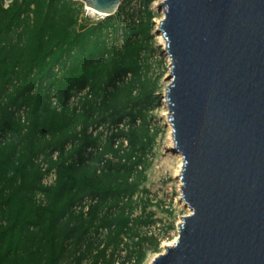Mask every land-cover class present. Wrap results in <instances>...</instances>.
<instances>
[{"label": "trees", "instance_id": "obj_1", "mask_svg": "<svg viewBox=\"0 0 264 264\" xmlns=\"http://www.w3.org/2000/svg\"><path fill=\"white\" fill-rule=\"evenodd\" d=\"M153 1L93 19L74 0H0V264H114L120 251L142 264Z\"/></svg>", "mask_w": 264, "mask_h": 264}, {"label": "water", "instance_id": "obj_2", "mask_svg": "<svg viewBox=\"0 0 264 264\" xmlns=\"http://www.w3.org/2000/svg\"><path fill=\"white\" fill-rule=\"evenodd\" d=\"M111 16L123 0H74ZM182 198L151 264H264V0H163Z\"/></svg>", "mask_w": 264, "mask_h": 264}, {"label": "rangeland", "instance_id": "obj_3", "mask_svg": "<svg viewBox=\"0 0 264 264\" xmlns=\"http://www.w3.org/2000/svg\"><path fill=\"white\" fill-rule=\"evenodd\" d=\"M163 0H154L151 9L155 13L153 18V48L150 62L152 63L151 74L159 77L156 96L160 97L154 107L149 111L151 127L157 131L156 143L150 157V165L147 169V179L143 183V191L139 192L135 199L138 208L134 215L142 214V218L148 221L138 227L137 231L144 236H153L143 243L145 258L142 264H151V261L164 251L165 244L175 242L178 237V225L182 222L183 216L191 213V208L182 201L181 182L177 175L178 165L181 156L172 149L167 113L169 112L166 103V87L170 83V59L162 46L160 38L163 36L159 30L161 19L164 17V8L160 5ZM83 5L84 13L96 19L98 14L87 10ZM131 7L138 8L139 0H131ZM121 41L118 42V44ZM59 67L56 68L58 70ZM59 71H61L59 69ZM77 96L72 98L73 101ZM42 157L40 158V161ZM42 165H45L42 163ZM54 173L44 178L46 183L54 181ZM114 264H133V260H126V251L116 254ZM90 258L85 259L82 264H89Z\"/></svg>", "mask_w": 264, "mask_h": 264}, {"label": "bare ground", "instance_id": "obj_4", "mask_svg": "<svg viewBox=\"0 0 264 264\" xmlns=\"http://www.w3.org/2000/svg\"><path fill=\"white\" fill-rule=\"evenodd\" d=\"M159 28V27H158ZM161 32V31H160ZM160 41H161V43H162V46L166 49V47H167V45H166V41H165V39H164V37L162 36L161 38H160ZM166 103H167V106H168V110H169V104H168V102H167V100H166ZM167 119H168V124H169V130H170V137H171V147H172V149L173 150H175L180 156H181V159H180V162H179V165H178V170H177V175L180 177V182H181V188L180 189H182V179H181V175H182V170H183V156H182V154H181V152L178 150V148L175 146V143H174V140H173V137H172V130H173V127H172V124H171V122H170V120H169V112L167 113ZM181 192H182V190H181ZM182 201H183V203L185 202L184 201V199L182 198ZM174 242H172V243H168V244H165V247H164V251L166 250V247L167 246H169V245H172ZM163 251V252H164ZM153 261V260H152ZM152 261H151V263H152Z\"/></svg>", "mask_w": 264, "mask_h": 264}, {"label": "built area", "instance_id": "obj_5", "mask_svg": "<svg viewBox=\"0 0 264 264\" xmlns=\"http://www.w3.org/2000/svg\"><path fill=\"white\" fill-rule=\"evenodd\" d=\"M12 1H13V0H4V5H5V7H8V6L12 3ZM20 113H21V115H23V114H22V113H23L22 111H20ZM20 113H19V114H20ZM23 117H24V116H23ZM51 174H52V173H51ZM47 176H48V175H47ZM44 182H45V181H44ZM45 183H46V182H45Z\"/></svg>", "mask_w": 264, "mask_h": 264}]
</instances>
